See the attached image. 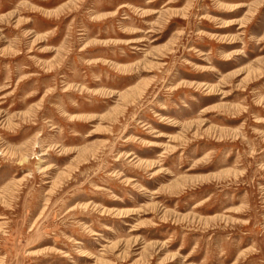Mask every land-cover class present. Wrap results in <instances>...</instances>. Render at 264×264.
Returning a JSON list of instances; mask_svg holds the SVG:
<instances>
[{"label":"rangeland","instance_id":"1","mask_svg":"<svg viewBox=\"0 0 264 264\" xmlns=\"http://www.w3.org/2000/svg\"><path fill=\"white\" fill-rule=\"evenodd\" d=\"M0 264H264V0H0Z\"/></svg>","mask_w":264,"mask_h":264}]
</instances>
